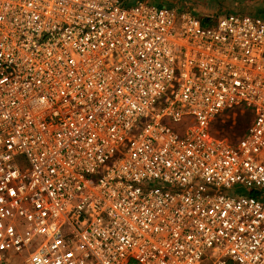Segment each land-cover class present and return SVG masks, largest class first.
<instances>
[{
	"label": "built area",
	"instance_id": "built-area-1",
	"mask_svg": "<svg viewBox=\"0 0 264 264\" xmlns=\"http://www.w3.org/2000/svg\"><path fill=\"white\" fill-rule=\"evenodd\" d=\"M262 191L263 17L0 0V264H264Z\"/></svg>",
	"mask_w": 264,
	"mask_h": 264
},
{
	"label": "rangeland",
	"instance_id": "rangeland-1",
	"mask_svg": "<svg viewBox=\"0 0 264 264\" xmlns=\"http://www.w3.org/2000/svg\"><path fill=\"white\" fill-rule=\"evenodd\" d=\"M168 2L172 7L190 10L203 20L215 19L229 13H246L264 15V0H155ZM208 17V18H207ZM251 112L244 106H235L224 111L214 119L212 128L217 132V137L227 142L239 139L251 120ZM260 192V191H258ZM264 194V191H262Z\"/></svg>",
	"mask_w": 264,
	"mask_h": 264
},
{
	"label": "crops",
	"instance_id": "crops-1",
	"mask_svg": "<svg viewBox=\"0 0 264 264\" xmlns=\"http://www.w3.org/2000/svg\"><path fill=\"white\" fill-rule=\"evenodd\" d=\"M127 2H132L134 0H125ZM145 1H149V2H153V3H156V4H160V5H167V6H171L168 2H158V1H155V0H145Z\"/></svg>",
	"mask_w": 264,
	"mask_h": 264
},
{
	"label": "trees",
	"instance_id": "trees-1",
	"mask_svg": "<svg viewBox=\"0 0 264 264\" xmlns=\"http://www.w3.org/2000/svg\"><path fill=\"white\" fill-rule=\"evenodd\" d=\"M206 1H212V0H206ZM260 17L264 18V15H260ZM206 21V19L204 20V22ZM253 194L258 195V192H253Z\"/></svg>",
	"mask_w": 264,
	"mask_h": 264
}]
</instances>
